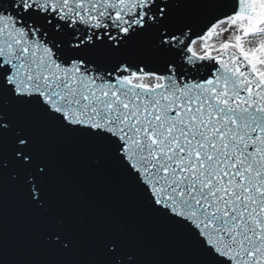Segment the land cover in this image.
Instances as JSON below:
<instances>
[{"label": "snow or ice", "instance_id": "1", "mask_svg": "<svg viewBox=\"0 0 264 264\" xmlns=\"http://www.w3.org/2000/svg\"><path fill=\"white\" fill-rule=\"evenodd\" d=\"M0 264H264V0H0Z\"/></svg>", "mask_w": 264, "mask_h": 264}]
</instances>
